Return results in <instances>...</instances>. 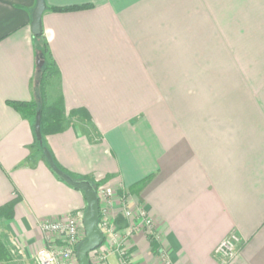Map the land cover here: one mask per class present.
<instances>
[{
	"label": "crops",
	"instance_id": "0c3cea01",
	"mask_svg": "<svg viewBox=\"0 0 264 264\" xmlns=\"http://www.w3.org/2000/svg\"><path fill=\"white\" fill-rule=\"evenodd\" d=\"M35 2L0 0V208L13 204L0 217L7 261L35 264L56 240L41 226L83 217L86 206L32 148L31 120L8 105L33 101L45 42L58 70L49 86L66 117L43 143L59 170L120 186L145 211L157 242L153 249L137 232L127 244L132 264H221L214 250L232 233L241 242L227 264H264V84L258 98L232 91L208 104L192 81L200 72L176 70L154 0H45L41 37L31 32ZM193 2L231 18L233 32H264V0Z\"/></svg>",
	"mask_w": 264,
	"mask_h": 264
},
{
	"label": "rangeland",
	"instance_id": "374dc122",
	"mask_svg": "<svg viewBox=\"0 0 264 264\" xmlns=\"http://www.w3.org/2000/svg\"><path fill=\"white\" fill-rule=\"evenodd\" d=\"M154 1L161 29L164 34H169L176 70H197L198 75L200 72L201 78L196 77L192 81L203 85L201 92L210 100L208 104L215 103L217 97L232 91L240 93V97L248 94L258 98V84H264V76L261 75L264 73V32L258 35L252 31L233 32L231 18L226 22L219 21L215 13H208L212 11L210 8L195 6L194 0ZM144 3L151 6L152 0H144ZM164 43L166 46L167 43ZM58 95L57 86L52 83L46 89V104L53 103ZM210 110H207V115ZM33 149L41 156L36 148ZM96 186L102 215L108 221L112 219V228L123 236L127 235L131 241L139 230H135L136 211L128 200V193L120 186ZM129 210L133 214L126 217L125 213ZM140 232H144L152 246L146 230ZM84 237L83 233L81 240ZM101 250L102 246L90 253V264H97L96 257ZM7 257L0 252V264H10Z\"/></svg>",
	"mask_w": 264,
	"mask_h": 264
},
{
	"label": "built area",
	"instance_id": "2783aa9c",
	"mask_svg": "<svg viewBox=\"0 0 264 264\" xmlns=\"http://www.w3.org/2000/svg\"><path fill=\"white\" fill-rule=\"evenodd\" d=\"M99 193L96 191L99 204V219L98 228L103 234L101 252L96 257L97 264H111L110 257H113L115 264H132L131 256L127 250L129 242L127 235H122L116 232L113 227V220L109 221L102 215L100 208ZM112 204V201H109ZM136 211L135 230L140 231L145 229L152 242H157L155 234L151 231V222L145 211L134 206ZM133 213L126 211L125 216L129 217ZM82 218L77 215H70L63 223L43 224L42 232L47 235H55L56 240L53 246H46L36 252L34 261L35 264H74L77 263L76 249L82 241L84 233ZM117 226V225H116ZM154 241H153V240ZM154 242V243H155ZM240 238L237 234L232 233L227 238L222 240L214 250V257L221 264H227L235 258L240 245ZM104 249V250H103ZM95 251V250H94ZM161 258L166 260L165 254H161ZM168 264V263H167Z\"/></svg>",
	"mask_w": 264,
	"mask_h": 264
},
{
	"label": "trees",
	"instance_id": "16d2710c",
	"mask_svg": "<svg viewBox=\"0 0 264 264\" xmlns=\"http://www.w3.org/2000/svg\"><path fill=\"white\" fill-rule=\"evenodd\" d=\"M88 8V6L83 7H71L63 9H52L54 12H68L79 9ZM42 34L38 37H41ZM39 61L43 62L42 67L36 69L33 84V95L34 99L31 102H9L8 105L15 109L17 112L21 113L23 116L29 118L32 122V128L34 132V122L35 115L37 112L41 114L40 121V132H41V142H38L35 137L33 140L32 148H36L43 159V150H47L43 143V137L47 134H57L60 133L65 127V111L63 108L62 97L59 94L56 100L51 104H46V89L50 84V81L58 76V70L55 64L50 61V56L46 48V43L43 42V48L38 58ZM80 113V112H79ZM76 112H71V116H75ZM54 174V173H53ZM57 177V176H56ZM71 177V176H70ZM60 179L59 177H57ZM75 180H80L79 178L71 177ZM61 180V179H60ZM96 190V184H92ZM80 191V190H78ZM85 199V194L80 191ZM86 201V200H85ZM10 204L7 207L0 208V217H8V212L13 206ZM87 205L85 206L84 212L86 211ZM83 212V214H84ZM155 243L152 242V248L155 249ZM0 252L5 254V249L0 242Z\"/></svg>",
	"mask_w": 264,
	"mask_h": 264
},
{
	"label": "water",
	"instance_id": "95a60500",
	"mask_svg": "<svg viewBox=\"0 0 264 264\" xmlns=\"http://www.w3.org/2000/svg\"><path fill=\"white\" fill-rule=\"evenodd\" d=\"M45 10V0H36L35 7L31 14V32L35 37H38L42 34L41 16ZM42 65V61L37 62L38 68L42 67ZM40 121L41 114L40 112H37L34 122V135L38 142H41L42 139L40 132ZM43 156L48 167L57 177H59L71 188L83 191L85 194L87 208L82 218L85 237L77 246L76 258L78 264H90L88 260V254L99 248L103 241V234L98 228L99 204L96 190L90 181L85 179L75 180L59 170L48 150H43Z\"/></svg>",
	"mask_w": 264,
	"mask_h": 264
}]
</instances>
